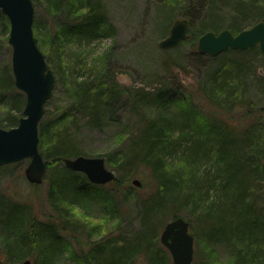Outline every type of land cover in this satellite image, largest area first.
I'll use <instances>...</instances> for the list:
<instances>
[{
  "label": "trees",
  "instance_id": "trees-1",
  "mask_svg": "<svg viewBox=\"0 0 264 264\" xmlns=\"http://www.w3.org/2000/svg\"><path fill=\"white\" fill-rule=\"evenodd\" d=\"M32 1L34 7L38 5L45 7L46 14L50 18L51 24L44 34L49 53L44 56L46 62L52 64L54 68L56 65L61 68L63 58L82 56L85 44L111 37L115 31V26L102 11L98 0ZM258 1L234 0L232 9L234 15L228 20V28H223L225 18L214 12L212 7L214 0H193V3L190 0L184 1L188 6L181 12V16L188 20L189 39L170 49V52H178L184 44H187L195 50L192 56L195 62L194 67L198 66L200 60L204 58L208 61L205 75L207 83L206 88L201 89V99L205 101V104L211 103L209 108L212 111L208 114L212 116V119H209L211 122L207 129L208 134L214 137L213 140L203 142L198 138L197 133L192 131V134L184 128H179L178 135L174 128L176 125L174 118L166 113L163 119H158L157 122L147 120L138 129V134L129 139L130 149L119 154L118 161L113 160L115 170L118 172V176L113 181L105 185H94L88 182L83 174L80 176L79 173L63 168L70 176L52 180L49 183L47 199L61 220L67 219L69 215L68 208L66 209L64 205L71 207L86 203L95 199L90 197L92 193L99 195L97 200L101 199L107 204L113 202L118 205L116 201V199L119 200L118 196L122 199L127 196L128 190L122 188L123 181L128 182L133 177L128 167L138 163L149 171L155 187L151 194L140 200L143 207L140 216L141 228L132 235V238L120 240L121 245L110 246L108 242L94 245L90 250L91 257L86 256V263L97 260L95 264H128L141 250H148L149 241L156 237L154 213L162 212L168 207L170 218L173 219L178 217L175 214L177 208L190 206L192 214L203 215L207 235L211 239L236 234L243 247L242 251L247 250L246 254H249V261L264 264V194L255 195L260 191L261 186L258 183H264V104L259 105L247 98L248 87L251 84L248 78L251 63L248 55L252 54L251 57H254L262 54L254 48L246 51H227L211 58L199 54L195 48L198 37L207 31L215 30L213 32L216 33L222 29H228L232 33H237L258 21H264V1L263 4H257ZM166 7L167 12L164 10L165 6L161 7L164 11L161 12V20L157 24L161 36L168 32L175 16H178L174 14L170 6L166 5ZM39 28L40 26L34 20L33 31H39ZM0 30L4 35H8L9 22L1 11ZM106 53L103 52L100 57L104 58L105 55L107 56ZM226 61L231 64L224 69L222 65ZM82 78L84 79L80 83L73 82V87L69 90L75 102L72 107L76 113H72V108L71 111L68 109L64 112L63 118L70 114L74 117L84 115L88 117V123H96L104 105L117 100L114 91V87L117 86L115 76L108 68L105 74H100V78H106L108 84H94V80L88 82V76ZM258 79L257 84L264 87V78ZM110 81L113 83L112 86ZM13 83L8 64L5 70L0 72V90L12 89ZM140 93L143 97L153 99L155 102L165 98L169 89L160 88L155 92L141 90ZM5 98L1 100L6 110L4 117L0 112V128L10 129L18 123L24 108L25 96L20 92L8 94ZM191 100L190 103H193ZM182 111L185 113L183 123L189 127L191 113L185 109ZM52 123V121L45 123L41 120L38 126V149L45 161H51L50 166L63 164L64 158L86 156L72 144L67 129L54 130L51 133ZM180 135L184 138L189 136L190 144L177 152L181 145ZM212 154H215L216 158L213 163L216 165L217 175L210 176L209 170H205V174L199 177L201 160L213 161ZM217 181V191L221 195L217 194L210 199L209 189L211 186L213 188ZM140 183V188L144 191L145 184ZM106 186L109 187L105 188ZM102 188L105 189L102 190ZM108 191H112L116 197H108ZM13 211L16 213L12 214ZM233 211L234 215H232ZM30 213L29 206L16 199L1 210L0 224L8 231V234L10 232L12 236L13 233L18 235V241L25 243L27 224L30 223L26 219L30 218ZM187 221L190 229V222ZM59 226L66 229L62 222L48 225L39 223L38 230L33 231L38 233L34 236L51 233L50 237H52L50 244L40 249L41 264H53V259L61 253L59 242L62 241L58 239L56 232ZM193 238L196 241L194 236ZM21 250L22 248L18 255ZM247 257L248 255L246 257L242 255V259ZM161 263V261L158 262V264Z\"/></svg>",
  "mask_w": 264,
  "mask_h": 264
},
{
  "label": "rangeland",
  "instance_id": "rangeland-1",
  "mask_svg": "<svg viewBox=\"0 0 264 264\" xmlns=\"http://www.w3.org/2000/svg\"><path fill=\"white\" fill-rule=\"evenodd\" d=\"M176 1L98 0L102 11L115 26L113 35L89 44L84 43L83 55L79 58H63L61 68L58 65L54 68L52 64L47 62L54 75V88L52 97L45 105L42 122H53L50 125L53 130L51 133L54 130L67 129L72 144L83 153L82 155L102 157L106 167L113 171L115 176H118V172L115 170L113 160L118 161L119 154L130 149L129 139L138 134V129L147 120L157 122L158 119H163L164 114L168 113L175 120L174 128L178 135L179 128H184L185 131L197 133L198 138L203 142H209L214 138L208 134L207 129L209 122H211L209 119H212V116L208 114L212 111L209 108L211 103L205 104V101L201 99L202 88H206L207 83L205 75L209 65L208 61L204 58L200 60L198 66L194 67L193 63L195 62L192 60V56L195 50L191 45L184 44L178 52L158 48V42L168 35L167 32L161 36V31L157 29V24L161 20V12L168 11L166 5L174 10V14H178L174 19L182 18L181 12L187 9L188 4L186 6L184 1L189 0ZM190 1L193 3V0ZM214 1L212 4L214 12L225 18L222 19L225 21L223 28H228V20L234 15L232 10L234 0ZM263 1L259 0L257 4H263ZM164 6V10H162L161 7ZM34 20L40 26L39 31H33L34 38L39 49L46 56L49 52L44 34L51 23L45 7L42 5L34 7ZM249 23L247 24L249 25ZM7 39L8 35H4L0 30L1 73L8 64L11 69V48ZM103 52H107V56L101 58ZM251 56L252 54L248 55L251 61L248 78L251 84L248 87L247 98L263 105L264 87L258 85L257 81L259 77L264 78V58L262 55ZM229 64L231 63L226 61L222 67L228 68ZM108 68L115 76L114 80L117 86L114 87V91L117 100L114 103L104 105L96 123H88V117L84 115L74 117L73 114H70L63 118L64 112L68 109L71 111L72 108V113H76V110L73 109L75 102L69 92L73 87L72 83H80L84 79L82 77L88 76V82L94 80V84H108L106 81L108 77L100 78V74H105ZM110 84L113 85L112 81ZM160 88L169 89V93L159 101L149 100L140 93L141 90L155 92ZM11 93H20V91L15 86L9 90H0V94H2L0 96L2 117H4L6 106H2L4 102L1 100L6 99L5 97ZM171 97L172 99H170ZM190 99L193 103H190ZM182 109L191 113L189 127L183 123L185 113ZM21 116L22 114L19 117ZM188 137L185 136L184 138L180 135L181 145L177 152L190 144ZM211 157L213 161L201 160L199 177L205 174V170H209L210 176L217 175L216 165L213 163L216 159L215 154H212ZM46 161L47 175L40 185H32L25 179L24 169L28 160L0 167V222L3 207L9 206L16 199L27 204L31 212L30 218L26 219L30 223L27 224L25 243L18 241V235L13 233L12 236L10 232L8 234V231L3 229L0 224V264H18L23 260H30L31 264H41L40 249L49 245L52 237H50L51 233L34 236L35 233L38 235L37 232L34 233L33 231L38 230L39 223L48 225L62 222L63 227L66 228L63 229L61 226L57 228L58 239L62 241L59 242L61 253L53 259V264H95L97 260H94L93 263L91 260L86 263V256L91 257L90 250L94 245L100 242H108L110 246L121 245L122 240L132 238V235L141 228L140 216L143 207L140 200L151 194L155 187L148 169L138 165V163L128 167L133 177L128 182L123 181L122 188L128 190L127 196H124V199L118 196L119 200L116 199L118 205L113 202H110L109 205L102 202L101 199L97 200L99 195L92 193L90 197L95 198L93 200L78 206L64 205L66 209L68 208L69 215L67 219L60 220L47 199V188L52 180L62 177L68 178L70 174L64 171L65 166L63 164L50 166L51 161ZM134 178L145 184L144 191L140 186L135 187L131 183ZM258 184L261 186L260 191L255 195H262L264 194V183L260 184L259 182ZM107 187L109 186L105 188ZM217 190L218 181L213 188L211 186L209 189L210 199H213L217 194L221 195ZM108 192V197H116L112 191ZM15 213L16 211H13L12 214ZM234 213L233 211L232 215ZM175 214L189 220V231L196 239V241L194 240L192 264H259L249 261V254H246L247 250L242 251L241 248L243 247L240 245L236 234L230 237L211 239L207 235V229L202 219L203 215L192 214L190 206L177 208ZM153 218L156 226V237L149 241L148 250H141L137 257L128 264H151V260H153L152 264H158L160 261L161 264H173L168 250L161 245L159 240L165 223L171 220L168 207L164 208L162 212L154 213ZM20 248L22 250L18 255ZM239 249L241 250L239 251ZM242 255L244 257L248 255V257L242 259Z\"/></svg>",
  "mask_w": 264,
  "mask_h": 264
},
{
  "label": "water",
  "instance_id": "water-1",
  "mask_svg": "<svg viewBox=\"0 0 264 264\" xmlns=\"http://www.w3.org/2000/svg\"><path fill=\"white\" fill-rule=\"evenodd\" d=\"M0 11L9 22L8 45L11 48V72L14 86L25 96L22 116L15 127L0 128V167L28 160L24 176L28 183L40 185L47 175V162L38 149V126L45 113V104L52 97L54 75L33 34L34 6L32 0H0ZM189 23L175 19L168 35L158 42L159 49H172L189 39ZM199 54L214 58L227 51L257 48L264 56V21H258L237 33L222 29L207 31L198 37ZM65 168L83 174L94 185H105L115 179L102 157L77 156L62 160ZM131 183L141 185L138 179ZM159 240L171 256L173 264H191L194 238L183 217L168 221ZM18 264H31L23 260Z\"/></svg>",
  "mask_w": 264,
  "mask_h": 264
}]
</instances>
